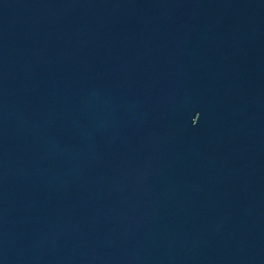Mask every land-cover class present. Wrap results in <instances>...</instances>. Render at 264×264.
Wrapping results in <instances>:
<instances>
[{
    "label": "water",
    "instance_id": "1",
    "mask_svg": "<svg viewBox=\"0 0 264 264\" xmlns=\"http://www.w3.org/2000/svg\"><path fill=\"white\" fill-rule=\"evenodd\" d=\"M0 264H264V0H0Z\"/></svg>",
    "mask_w": 264,
    "mask_h": 264
}]
</instances>
